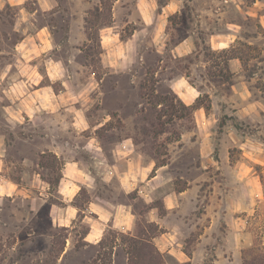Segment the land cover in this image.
<instances>
[{
  "label": "crops",
  "instance_id": "1",
  "mask_svg": "<svg viewBox=\"0 0 264 264\" xmlns=\"http://www.w3.org/2000/svg\"><path fill=\"white\" fill-rule=\"evenodd\" d=\"M26 1L0 0V8L9 4L21 12L13 28L19 33L13 61L0 68V97L5 100L1 107L11 130L24 123L47 131L41 153L51 152L62 163L55 185L57 201L48 206L52 224L65 230L72 228L74 220L76 225L84 224L79 236L85 246H98L110 230L147 242L159 253L160 264H242V245H250L252 237L242 227L237 211L251 212L256 207L247 202L243 206L226 205V190L223 193L222 188L213 186L208 202L198 212V177L178 189H161L165 165L146 160L128 136L104 148L95 131L105 125L109 115L97 122L90 117L94 113L90 108L95 100L103 98L101 86L107 72L125 73L134 61H143L138 50L148 36L159 55L154 75L171 69L164 64L165 53L169 52L171 58L186 62L184 72L164 78L171 91L186 106L194 105L204 94L208 96V108L200 104L192 110L201 175L215 167L228 178H254L253 166L264 165V141L258 135L264 136V92L255 93L257 72L247 73L245 68L260 65L263 60L244 59L237 47L253 51L260 40L264 43L262 0H106L105 4L102 0H34L33 9L25 7ZM62 4L65 27L60 34L57 25L38 22L37 13L56 14ZM96 6L100 13L108 7L109 21L104 22L101 16L97 25V58L79 60L76 52H82V45H90L87 20ZM170 16L176 21H170ZM181 29L182 35L172 41L169 36ZM205 45L214 52H236L226 60L232 76L228 94L215 93L217 89L209 86L213 83L205 74L208 60L199 53ZM223 102L232 107L231 114L240 124L246 120L260 122L256 133L248 131L242 138L234 125L228 126L231 140L227 142H232L228 147L242 151L233 161L228 154L210 156L211 130L218 116L228 111L222 108ZM203 131L208 132L206 137ZM225 146L221 140L220 147ZM26 161L23 158L21 163L27 165ZM5 166L6 141L0 133V193H22L18 180L26 170H20L18 179H14L3 173ZM32 176L40 178L36 170ZM39 180L48 188V183ZM260 192L254 187L248 195L253 200ZM202 217L206 223L199 226ZM223 221L231 224L225 232ZM115 240L112 264H117L119 248L127 264L126 243L121 244L117 237Z\"/></svg>",
  "mask_w": 264,
  "mask_h": 264
},
{
  "label": "rangeland",
  "instance_id": "2",
  "mask_svg": "<svg viewBox=\"0 0 264 264\" xmlns=\"http://www.w3.org/2000/svg\"><path fill=\"white\" fill-rule=\"evenodd\" d=\"M250 1L252 0H246L248 3ZM262 2L264 7V0ZM33 3L34 0H27L25 7L33 9L35 7ZM60 9L61 11L52 15L38 12V22L49 21L57 25L61 34L65 27L63 21L65 5L62 4ZM104 10L108 11V7ZM90 13L93 15V10H90ZM20 14L17 6L6 4L0 8V68L6 62L13 61L14 43L19 38V33L13 28ZM92 18L88 17L89 20ZM87 26L90 28L91 41L89 47L82 45V52H76V58L79 60L89 59V56L90 59H96L99 50L96 31L90 23ZM182 31L183 29L179 32L173 31L169 38L176 41L182 35ZM260 42L258 44L260 46H256L253 51L243 46L237 47L242 58H251L257 62L263 60L260 65L256 63L250 68H245L248 70L247 73L257 72V79L254 83L257 88L256 94L259 90L264 92V45H262L264 43L262 40ZM206 46L200 48L199 53L208 60L205 74L213 83L209 86L212 90L217 89L215 93L228 94L232 76L226 60L236 52L234 49L230 52H214ZM138 51L139 55L143 56V61L141 59L134 61L130 71L107 72L104 76L105 79L101 86L104 90L103 98H98L92 103L90 111L94 113L90 117L97 122L104 121L107 113L109 118L104 126L95 131L96 135L106 149L121 136H128L146 160L153 161L156 166L165 165L162 170L161 189L169 187L178 189L184 187L188 180L198 177L197 182L201 190L198 212L202 210V205L208 202V192L213 186L222 188L223 193L226 190L227 196L224 197L226 205L253 204L256 207L254 211H237V214L241 216L242 227L245 226L251 232L252 237L250 245H242V264H264V165H254L253 171L256 175L250 179L228 178L226 173H219L220 169H215V167L206 169L208 173L201 175L198 133L193 115L175 99L164 80L169 75L184 72L186 62L184 59L171 58L170 53L166 52L164 64L170 66L171 69L162 70L156 77L154 68L159 55L155 52L154 46L150 44L148 36L144 37ZM155 79L158 80L157 83L152 81ZM213 85L215 87H212ZM161 97L164 99L159 102L158 99ZM4 101L0 97V133L5 135L6 141V166L3 173L18 179L20 170H26V172L22 173L23 179L18 180L20 186L23 187L22 193H8V195L0 193V264H111L112 247L116 237L119 242L126 243L127 252L129 251L133 257L132 262L128 260L127 264L162 263L161 259L154 254L153 247L147 242H138L136 239L117 235L116 232L110 230L103 239V248L85 246L79 236L84 231V224L76 225V220H74L72 228L67 230L52 224L48 206L51 202L57 201L55 184L52 182V185H48L47 188L40 183L39 179L41 177L54 179L58 172L57 164L48 169L38 165L41 150L46 146L45 133L48 134V132L39 127L34 129L25 126L24 123L11 130L1 107ZM200 103L207 108L210 106L206 94L200 97ZM223 105L222 108L227 107L228 111L218 116L211 130L213 146L210 156L217 158L228 154L230 161H233L240 156L242 151L238 147H228L232 143L227 142L231 140L228 126L234 125L237 134L242 138L241 136L248 131L256 133L260 122L255 124L253 121L246 120L247 124H245L246 121L240 124V121L231 114L232 107L225 102ZM201 133L206 137L208 132ZM258 135L264 141L263 133H258ZM65 136L69 138L67 132ZM221 140L226 143L224 148L220 147ZM226 148H228V153ZM23 158H27V165L21 163ZM33 170L39 172L40 178L32 176ZM254 187L261 192L258 198L255 197L252 200L248 191H253ZM136 202L140 207L144 206L142 201ZM205 223L206 220L202 217L199 226ZM230 225L223 221L222 231L230 229ZM117 264H125L121 248L118 249Z\"/></svg>",
  "mask_w": 264,
  "mask_h": 264
},
{
  "label": "trees",
  "instance_id": "3",
  "mask_svg": "<svg viewBox=\"0 0 264 264\" xmlns=\"http://www.w3.org/2000/svg\"><path fill=\"white\" fill-rule=\"evenodd\" d=\"M162 1L163 0H159V3H162ZM102 2L105 4V2L106 1H104V0H102ZM104 9H106L105 7H104ZM108 12L109 11H105V10H103V12H98V7L96 6V7H94V9H93V18L91 19V20H87L88 22L87 23H90L93 27H94V29H95V31H97V25H98V22H99V20L101 19V16L103 17V19H104V22H108L109 21V18H108ZM173 17H175V16H170V18H169V20L170 21H172L173 22ZM88 34L91 36V33L90 32H88ZM153 82H155V83H157L158 82V80L157 79H155V80H152ZM169 89V91L173 94V96L175 97V99H177L180 103H181V106L182 107H184L185 109H187V110H189L191 113H192V110L196 107V106H198V105H200L201 103H200V97L199 98H197L196 99V103L194 104V105H191V106H186V105H184L181 101H180V99L171 91V89L170 88H168ZM162 99H164V97H161V98H159L158 100H159V102H161V100ZM55 164H57L56 166H57V169H58V172H57V174H56V176H55V178L54 179H52V178H46V179H44V178H42L41 177V179L44 181V182H46V183H48V185H52V182L56 185L57 184V182H58V180H59V177H60V169H61V162H60V160L57 158V156L55 155V154H53V153H51V152H44V153H41L40 154V158H39V162H38V165L40 166V167H42V168H44V169H48V168H52V167H54V165ZM52 180H54V181H52ZM129 239H134V238H129ZM97 247H102L103 248V241H100L99 243H98V246ZM153 247V246H152ZM153 249H154V254H156V256L158 257V258H160V255H159V253L155 250V248L153 247ZM128 253H129V251H128ZM132 255H131V253H129V258H128V260L130 261V262H132L131 260H132ZM111 264H112V262H111Z\"/></svg>",
  "mask_w": 264,
  "mask_h": 264
}]
</instances>
